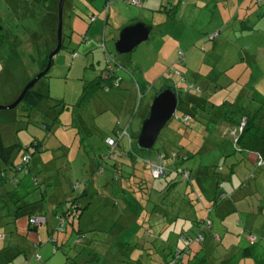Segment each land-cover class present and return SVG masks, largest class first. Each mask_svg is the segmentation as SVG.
Here are the masks:
<instances>
[{"label": "rangeland", "instance_id": "obj_1", "mask_svg": "<svg viewBox=\"0 0 264 264\" xmlns=\"http://www.w3.org/2000/svg\"><path fill=\"white\" fill-rule=\"evenodd\" d=\"M58 5L59 0H0V24L10 31L0 32V106L14 103L40 73L50 54L45 44L51 29L57 37ZM105 19L103 0H67L63 48L34 87L49 98L31 111L23 104L0 110L5 145H22L18 164L33 152L31 143L43 145L42 154H33L30 173L0 174V184L11 193L12 215L28 204L32 213L49 216L52 204L67 205V197L82 199L88 190L91 195L90 208L80 218L70 215L65 231L53 220L37 229L27 226L21 216L25 225L11 233L15 223L6 208L0 216V264H165L186 243L192 251H183L179 264H264L258 136L240 140L225 119L232 115L230 103L249 111L264 101V0H145L142 7L116 2L106 24ZM138 22L154 28L149 41L117 55L120 31ZM102 42L121 61L112 63L117 78L110 81L124 80L122 87L105 79L101 89L91 88L106 75ZM168 85L179 102L200 100V112L182 125L180 105L154 150L139 151L136 140L152 100ZM105 86L112 92H104ZM180 128L182 134L172 133ZM166 135L178 139L180 167L191 171V180L175 172L171 160L165 167L173 173L152 176L148 163ZM175 179L167 194L164 187ZM175 212L178 223L169 219ZM249 218L256 220V230L246 236L251 246L244 239ZM194 220L202 221L193 226ZM183 225L188 241L180 238ZM245 248L252 249L251 257Z\"/></svg>", "mask_w": 264, "mask_h": 264}, {"label": "trees", "instance_id": "obj_2", "mask_svg": "<svg viewBox=\"0 0 264 264\" xmlns=\"http://www.w3.org/2000/svg\"><path fill=\"white\" fill-rule=\"evenodd\" d=\"M30 1L32 2V0H27V2H30ZM144 2H145V0L143 1L142 6H144ZM17 3L18 2L16 1L15 4H17ZM111 6H110V8H111ZM16 9H17V11H20L19 8H16ZM108 13H109V10H108V12L105 11V14H106L105 23L107 22V19H108ZM27 14H29V13H27ZM92 18H95V16L90 18V22H91ZM95 21H96V18H95ZM217 34L218 33H216L215 36H217ZM4 40H6V39H4ZM2 44H3V42H2ZM103 44H104L105 53L107 55V59H106L107 64L113 63L109 59V57L110 56L112 57L114 54L112 52L109 53L104 42H103ZM48 56L43 61L40 72L47 68ZM183 58H184L183 56L180 58V61H179L180 64H182L181 62H182ZM115 62L116 61H114V63ZM52 63H53V61H52ZM5 66L3 68H5ZM113 74H115V70H114ZM113 74L109 75L106 72L105 76L98 77L95 80V82H93L91 88H94V89H97V87L102 88L105 85L104 83H106V80L110 81V78L114 77ZM103 81H104V83H103ZM110 82H112V81H110ZM119 83H120V87H121L122 82L119 81ZM193 88H194V85L193 86L191 85L190 89H193ZM48 98H49L48 95L43 94L39 91H36L35 88H33L31 91H29V93L25 97L24 101L20 105L23 104L25 110L31 111V110L37 108L42 102H44ZM180 105H182V108ZM232 105H233V103H232ZM258 105H259V107H257L255 110L253 109V110H249V111H246L243 108H240L238 105H235L236 107H232L231 110H228V112L232 114V115L228 116V117H230V119H227L228 117H226L225 119L229 125H231L233 128H235L234 129V130H236L235 132L240 133V140L245 134L246 135L248 134L250 136H256V135L258 136V138H256L258 144L256 146H254V150H256L254 152L256 155L260 156L259 157L260 163H259L258 167L263 168L264 167V101L260 102ZM179 106L183 110V118H182L183 123H182V125L186 126L187 121L191 120V118H193V117H196L197 114L200 112V108H201L202 104H201L200 100H197L196 98L185 99V98L180 97ZM179 106H178V108H179ZM227 107H228V105H227ZM239 116H240V118L237 119ZM175 119H176V117H175ZM243 124H245V126H243ZM242 126H243V128H242L243 130H241ZM182 129L183 128L175 129L174 131H172V133L176 132V134L177 133L182 134L181 133V132H183ZM127 132H128V129L126 130L125 134H127ZM170 138L171 137L167 136V135H166V137L163 138L161 145L157 150L155 161L148 163L149 169L152 170V165L159 163L164 168V175H165V177H167V176H169V174L166 175L165 173L169 167L168 168L165 167V161L171 160V163L175 164V166H176L175 172L182 174V175H185L184 177L187 179V181H189V179L191 178V174H192L191 171L180 167V164L184 160V158H181L183 148L182 147L177 148V146H180V144L177 145L178 139H176V141H175L174 139H170ZM159 139H160V137H159ZM36 143L39 144L38 141H35V142L31 143V146H29V147L34 150L35 145H37ZM20 148H22V145H19V144L6 146L4 143V139L2 136L1 129H0V161L3 165V170L0 172L1 176H4V175L7 176L8 170L13 171V173H14L13 177L16 176L17 172H19L23 169H27L26 173L31 172L29 169V164L31 163L30 162L31 161V155H33V152L27 153V154L25 153L27 156L30 157V161L28 163L22 162L21 164H18L15 159H16L18 153L21 151ZM113 154H115L116 155L115 157L118 158V155L115 153V151ZM26 155H24L23 158ZM114 166L117 167V164H115ZM172 171H173V169H170L167 172H169L171 174V173H173ZM151 174H152V171H151ZM254 176H255V174H252V178ZM176 180L177 179H175L173 181H169L168 185L164 187L165 191H167V194H169L172 191V189H174L176 187V184H177ZM164 188L161 189V191L164 192ZM81 198L82 199L76 198V199L72 200L71 202H69L70 204L65 207V211H63V215H65L67 217L68 222L72 221L70 218V215H73V217L75 216V219H76V218H79L81 216L82 212L87 210L86 206H84V204H82V201L85 200V198H88L86 191L83 194H81ZM196 199L199 201L198 197H196ZM172 206H174V208H177V207H175L176 204H172ZM179 215H180L179 212L171 213V214H169V219L173 222L175 221L174 223H178L177 220L180 219ZM40 216H44V215H40ZM201 221L202 220H194L193 226L200 225ZM184 227H185V225H183V230H182V234L180 235V238L185 237V238H183L184 241H188L189 240L188 238H190V236L185 234L186 232H185ZM78 233H79L78 235H80L81 231H79ZM248 234H250V233H248ZM251 234H253V233H251ZM180 238H179V241H180ZM191 241H193V240H191ZM247 244L249 246H251L254 243L250 244L247 241ZM249 249L250 248H245V256L250 255ZM187 250L192 251L191 245L189 243H186V248L181 249L180 247H177L178 253H176L175 256H179V257H176V258L174 257L173 261H171V262L168 261V262L169 263L174 262L175 264H179V262H182V259L185 257V255L183 256V251H187ZM168 262H165V264H169Z\"/></svg>", "mask_w": 264, "mask_h": 264}, {"label": "water", "instance_id": "obj_3", "mask_svg": "<svg viewBox=\"0 0 264 264\" xmlns=\"http://www.w3.org/2000/svg\"><path fill=\"white\" fill-rule=\"evenodd\" d=\"M66 0H59L58 5V26H57V46L48 56V66L45 70L31 79L16 99L9 106H0V110H13L17 108L25 99L29 91L46 76L50 71L53 59L60 53L63 44L62 34V17ZM2 27L0 26V31ZM153 27L145 24H135L123 28L117 40L114 42L115 52L117 55H126L132 53L138 46L149 41L153 32ZM179 106V96L175 88L164 86L156 93L152 100L149 113L144 120L139 136L136 140V148L142 152H151L160 137L162 130L167 126L169 121L174 117Z\"/></svg>", "mask_w": 264, "mask_h": 264}, {"label": "crops", "instance_id": "obj_4", "mask_svg": "<svg viewBox=\"0 0 264 264\" xmlns=\"http://www.w3.org/2000/svg\"><path fill=\"white\" fill-rule=\"evenodd\" d=\"M51 4V3H50ZM103 4H104V1H103ZM66 5H67V0H66V3H65V7L64 8H66ZM52 6V5H51ZM69 6L71 7V6H73V4H69ZM68 6V7H69ZM53 7V6H52ZM52 11V10H51ZM96 18V17H95ZM96 20H97V18H96ZM91 23H94V22H91ZM106 24V23H105ZM135 24H140L139 22L138 23H132V24H129V25H127V26H132V25H135ZM143 24V23H142ZM0 26L2 27V30L0 31V32H3V31H7V34H10V31L6 28V27H4L2 24H0ZM126 26V27H127ZM146 26H148V27H150L149 25H146ZM7 29V30H6ZM54 29H51V33L50 34H52L51 36H50V42H46V46L49 48V53H51L55 48H56V46H57V37H56V32H54L53 31ZM12 38L14 39V36H12ZM86 38V37H85ZM103 43V42H102ZM99 46H101V43L99 44ZM101 48L103 49V51L105 52V49L103 48V46H101ZM109 53H111V52H109ZM75 54V56H74V58H76V56H77V53H74ZM73 54V55H74ZM105 56H106V59H107V55H106V53H105ZM114 61H116V64H115V66H117V63L118 62H121V61H119V60H116L115 58H114ZM170 70V69H169ZM115 78H117V77H115V74H114V77H112V78H110V80H112V79H114L115 80ZM31 80V79H30ZM118 81H122V83H121V87H122V85H123V83H124V80H118ZM105 84V83H104ZM132 84L134 85V83L132 82ZM132 84L131 83H129V85L132 87ZM102 86V85H101ZM149 86V85H148ZM169 86V85H168ZM106 88H107V86H105ZM104 87V88H105ZM170 87V86H169ZM173 87V86H172ZM174 88V87H173ZM97 89H101V88H98L97 87ZM103 91L105 92V89H103ZM110 92H112L111 90L108 92V93H110ZM228 107H229V110H231V108L232 107H236L235 106V104H233L232 105V103H230L229 105H228ZM2 136H3V133H2ZM4 139V138H3ZM38 143L39 144H37V145H35V148H34V150H33V154L34 155H36V154H38V155H40V154H42L43 153V145L38 141ZM34 155H31V163L34 161V158H33V156ZM256 155V154H255ZM3 170V165H2V163H1V161H0V172ZM90 188V187H89ZM88 188V189H89ZM91 189V188H90ZM94 190V189H93ZM92 191V190H91ZM91 191H90V193H91ZM9 190H8V188L5 186H3V184H0V216H2L3 215V213H4V211H5V209L7 208V215L9 216V215H11L13 218H11L10 220L12 221L13 220V222L15 223L14 224V227H11L10 229H11V233H14V231H18L19 229H21V228H23V226L25 225H23L22 226V222H23V220H21V216H25V218H26V225L28 226L29 225V219L31 218V217H34V216H40V215H44V216H46V218H47V220H53L54 222H60V220H59V217L61 216H64L63 214H62V212H61V208L63 209V208H65L66 206H68L70 203V201L71 200H74V199H68V197H67V199H65L66 200V203H68L67 205L66 204H64V205H62L61 204V207H59V206H57V207H53V206H55L54 204H52L51 206H50V215L48 216V213L46 214V213H41V214H38V213H32L31 212V209H30V207H29V205L28 204H24V205H22V208H23V210L21 211V212H18L17 210L16 211H14V215H12L11 213V211L8 209L12 204H13V202H12V200H11V193L9 192ZM85 192V191H84ZM83 192V193H84ZM87 192H89V190L88 191H86V193ZM82 193V194H83ZM198 196L199 197H202L203 199H204V197L203 196H201L199 193H198ZM87 197L88 198H85V200H87L86 201V203H82V204H84V206H86V208H87V210H88V208H90L89 207V205H87V202L90 200V198H91V195H89L88 193H87ZM12 199H13V197H12ZM14 200V199H13ZM83 202V201H82ZM60 204V203H59ZM3 206H5V207H3ZM85 208V209H86ZM40 210H42V209H40ZM23 213V214H22ZM80 218V217H79ZM255 224H256V220H255V218H249V219H246L245 220V232H246V235H245V241H246V243H247V240H246V236H247V234L248 233H253L256 229H255ZM47 226H48V223H47ZM52 226H54V224L52 225ZM1 227V226H0ZM264 227V226H263ZM262 231L264 232V228L262 229ZM251 248L249 249V251H250V257L252 256V253H251Z\"/></svg>", "mask_w": 264, "mask_h": 264}, {"label": "built area", "instance_id": "obj_5", "mask_svg": "<svg viewBox=\"0 0 264 264\" xmlns=\"http://www.w3.org/2000/svg\"><path fill=\"white\" fill-rule=\"evenodd\" d=\"M104 1V10L105 11H107L108 12V10H109V8H110V6L113 4V3H115V2H119V3H127V4H130V5H132V6H137V7H141L142 6V4H143V1L144 0H103ZM95 21V18H92L91 19V22H94ZM101 46H103V48H104V44L102 43L101 44ZM182 56V55H181ZM109 59L112 61V62H114V57L112 56H110L109 57ZM114 64H116V62L114 63ZM106 69H107V74H109V75H111V74H113L114 73V69H113V66H112V63H108L107 65H106ZM110 71V72H109ZM114 75V74H113ZM112 83H114L115 85H114V87H120V83H119V81H117L116 80V82L115 81H113ZM105 91L107 92V91H109V88H105ZM244 125V124H243ZM242 128H243V126L241 127V130H242ZM126 133V132H125ZM108 145L110 146V147H112V148H115L116 146H117V142H115L114 140H112V139H110L109 141H108ZM23 161H24V163H28L29 161H30V157L29 156H25L24 158H23ZM152 176L154 177V178H159V177H161V176H163L164 175V168L162 167V165L161 164H159V163H156V164H153L152 165ZM15 183V182H14ZM63 210L65 211V208H63ZM66 219H67V217L64 215V216H60L59 217V220H60V227L62 228V231H65V224H66ZM68 220V219H67ZM47 223H48V220H47V218H46V216H34V217H31L30 219H29V224L31 225V226H34L35 228H38V227H40V226H45V225H47ZM256 239V238H255ZM169 264H175L174 262L173 263H169Z\"/></svg>", "mask_w": 264, "mask_h": 264}, {"label": "bare ground", "instance_id": "obj_6", "mask_svg": "<svg viewBox=\"0 0 264 264\" xmlns=\"http://www.w3.org/2000/svg\"><path fill=\"white\" fill-rule=\"evenodd\" d=\"M15 101H16V100H15ZM29 146H30V145H29ZM26 154H27V153H26ZM26 154H25V155H26ZM26 156H27V155H26Z\"/></svg>", "mask_w": 264, "mask_h": 264}, {"label": "clouds", "instance_id": "obj_7", "mask_svg": "<svg viewBox=\"0 0 264 264\" xmlns=\"http://www.w3.org/2000/svg\"><path fill=\"white\" fill-rule=\"evenodd\" d=\"M30 225V224H29Z\"/></svg>", "mask_w": 264, "mask_h": 264}]
</instances>
